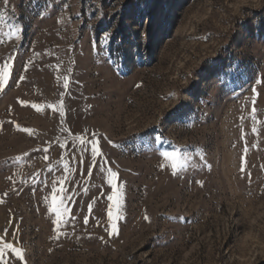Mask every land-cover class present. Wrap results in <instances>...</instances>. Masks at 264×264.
I'll use <instances>...</instances> for the list:
<instances>
[{
  "label": "rangeland",
  "instance_id": "obj_1",
  "mask_svg": "<svg viewBox=\"0 0 264 264\" xmlns=\"http://www.w3.org/2000/svg\"><path fill=\"white\" fill-rule=\"evenodd\" d=\"M0 80V264H264V0H0Z\"/></svg>",
  "mask_w": 264,
  "mask_h": 264
},
{
  "label": "snow or ice",
  "instance_id": "obj_2",
  "mask_svg": "<svg viewBox=\"0 0 264 264\" xmlns=\"http://www.w3.org/2000/svg\"><path fill=\"white\" fill-rule=\"evenodd\" d=\"M5 75H7V72H5ZM5 83H6L5 80H0V86H3ZM92 143H93V145H95V141H93ZM91 152H92V155H93V156L96 155V153H97V149H96L95 146H93V147L91 148ZM163 155H164L165 157H167V156H169L170 154H169L168 152H164ZM173 167L175 168V164L173 165ZM113 187H115V185H113ZM108 199H109V200H112L113 197H112V196H109ZM109 215L111 216V213H109ZM115 227H116V225L113 224V225H112V228L114 229ZM5 249L10 250V253H9L10 255H11V254H16L17 256H19V252H20V250L17 249V248H15L13 243H8V242L5 240V238H4L3 236H0V258L3 257V255H4V250H5ZM20 259H23V257L20 256Z\"/></svg>",
  "mask_w": 264,
  "mask_h": 264
}]
</instances>
